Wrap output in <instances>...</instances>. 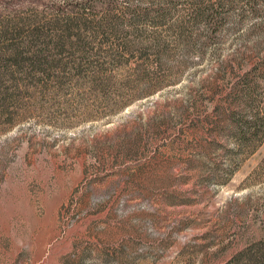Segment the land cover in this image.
<instances>
[{"label": "rangeland", "instance_id": "rangeland-1", "mask_svg": "<svg viewBox=\"0 0 264 264\" xmlns=\"http://www.w3.org/2000/svg\"><path fill=\"white\" fill-rule=\"evenodd\" d=\"M145 7L171 9L138 42L157 36L159 50L109 66L66 56L38 76L47 90L0 113V264H226L264 239V142L236 150L225 122L237 78L264 56V0H0V25L124 22ZM141 78L156 91L108 118L74 85Z\"/></svg>", "mask_w": 264, "mask_h": 264}, {"label": "trees", "instance_id": "trees-1", "mask_svg": "<svg viewBox=\"0 0 264 264\" xmlns=\"http://www.w3.org/2000/svg\"><path fill=\"white\" fill-rule=\"evenodd\" d=\"M193 6L194 10L198 9L197 4ZM202 11L200 17L210 16V9ZM170 12L171 9L165 7L135 8L131 10L133 17L124 22L69 14L59 15L58 19L41 25L16 19L3 22L0 25V113L9 114L10 107L17 105L28 91H33L34 97L38 90H47L49 84H35L41 80L38 76L45 78L44 75L47 77L55 69L67 70L70 63L64 62L66 56L72 60L75 55L79 56L77 65L80 61L86 62L89 56H105L109 66L117 61L126 63L128 59L123 60L124 56L131 55L142 60L149 49L157 47L159 50L161 40L157 36L148 37L151 39L150 46L138 42L144 38V25L156 26L155 21L164 20ZM204 21L213 27L211 20L206 18ZM187 27L188 23L183 22L176 26V32L182 36ZM105 45L109 47L106 51L102 49ZM72 63L75 65L74 61ZM93 63L96 62L90 64ZM96 71L102 77L110 69L99 68ZM7 81L14 84H5ZM144 81L141 78L135 80L137 84L74 85L76 90L86 88L93 95H98V113L108 118L130 106L134 97L145 96L144 91H156V88L150 90L152 86L144 84ZM124 91L132 100L124 98ZM110 92L114 98H110ZM228 110L225 122L236 150L251 151L264 142V56L245 75L237 78L229 96ZM226 264H264V239L241 250Z\"/></svg>", "mask_w": 264, "mask_h": 264}]
</instances>
